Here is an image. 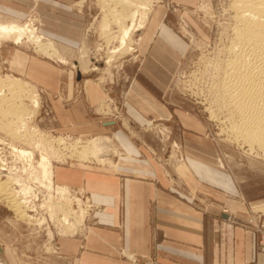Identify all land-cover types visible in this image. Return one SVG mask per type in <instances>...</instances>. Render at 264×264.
Returning a JSON list of instances; mask_svg holds the SVG:
<instances>
[{
  "label": "crops",
  "instance_id": "crops-1",
  "mask_svg": "<svg viewBox=\"0 0 264 264\" xmlns=\"http://www.w3.org/2000/svg\"><path fill=\"white\" fill-rule=\"evenodd\" d=\"M75 3L0 0V16L11 15L5 7L21 17L37 7L44 33L78 44V35L71 33L81 31L83 14L74 11ZM165 13L164 6L158 7L147 35H140L142 61L123 109L126 119L140 126L178 117L183 160L173 166L171 176L166 145L137 143L122 127L115 128L118 122L97 113L104 93L96 83L86 82L81 90L55 65L32 56L25 62L20 75L44 95L55 133L84 140L109 135L119 156L110 159L109 154L108 163L74 159L55 164V184L83 190L94 205L84 233L58 238L52 246L58 251L46 253L41 238L25 234L28 228L21 226L20 241L9 248L12 264H260L254 234L245 225L249 200L220 164L204 124L186 112L167 109L168 52L185 48L161 24L159 16Z\"/></svg>",
  "mask_w": 264,
  "mask_h": 264
},
{
  "label": "rangeland",
  "instance_id": "rangeland-1",
  "mask_svg": "<svg viewBox=\"0 0 264 264\" xmlns=\"http://www.w3.org/2000/svg\"><path fill=\"white\" fill-rule=\"evenodd\" d=\"M77 1L79 3H75L73 9L83 14L81 31L75 34L72 32L71 34L78 35V44H68L44 33L37 7L31 8L24 17L14 16L13 11L5 7V10L11 15L3 13L8 18L0 16V22H17L24 26H30L29 28H34L35 31L37 30L36 33L38 35L44 37V41H49L59 50L67 62L62 64L56 58L43 55L33 43L25 38L21 44H17L14 41H3L0 43V77L12 76L27 81L20 75V71L23 69L27 59L32 56L62 69L65 75L69 78L71 77L77 83V88L81 90H84L86 82L96 83L104 93L103 103L99 107L101 109L100 111L97 110V113L111 121L118 122L115 128L122 127L129 138L137 143L158 145L161 148L166 145L167 175L171 176L173 166L183 160L180 147L182 127L178 117L172 114L171 117L167 116V120H151L148 124L140 126L130 123L126 119L123 109L133 77L137 74V67L142 61V57L139 56L138 40L140 35H147L150 20L144 29L133 35L130 45L121 48L118 39L120 35L119 25L112 22L108 27V33L102 29L103 22L111 19L103 1ZM143 1L152 7L149 19L155 15L154 12L158 7L164 6L166 8V13L162 14L163 17L159 16L162 20L161 24H164L185 48L183 51L172 48L168 52L171 61L169 65L167 64V76L169 79L167 82V109L170 112L174 109L186 112L204 124L208 140L218 150L220 164L232 176L238 192L249 200L250 216L245 225L254 234L255 255L259 257L257 251L258 232L262 223H264V154L258 147L252 149L248 144L239 141L232 134L230 113L216 91L218 71L220 72L219 69L226 60L225 51L231 46V41L234 38V32H232L235 24L233 1L193 0L190 3L177 2L176 0ZM110 7L117 9L120 13L122 12L123 21L125 20L124 22L128 25L130 24L128 16L130 17V14L135 9L130 7L122 8L120 5H112ZM124 16L127 17L125 18ZM12 18H18L20 21H14ZM77 20L79 19L77 18ZM156 32L157 34L155 33V35H159L158 29ZM167 47L171 48V46ZM119 49L120 51L111 54L112 51ZM33 87L38 95L39 107H33L30 105L29 98L23 97V104L25 107L27 106L26 108L29 111V114L26 115L28 119L26 118L27 127L24 134L30 137V143L24 144L15 140L0 129V143L7 145L10 148V154L14 157V160H12L9 150L0 149V157L2 158L0 161L3 163L1 167L7 168V171L11 173V176L6 179L0 177V183L6 181L10 183V181H13L11 178L16 180L19 179L17 178L19 176H23L21 178L24 179H42L40 168L37 165V162L41 159V150H43L46 157L53 161L54 166L58 163L76 159L75 157H72V159L67 156L55 158L58 157L56 156L57 153H55L58 146L50 144L52 138L69 143L81 138L55 133L52 115L45 97L34 85ZM150 90L158 92L154 88ZM107 137L111 140L108 146L110 159L118 157L117 142L109 135ZM39 138L46 139V144L48 145L36 148L34 143ZM13 147L32 153L34 161L32 163L29 162L30 167L27 166L28 163L25 160L17 159L18 157L12 151ZM44 148L47 149L45 150ZM60 151L64 153L63 150ZM90 160L96 161L95 159ZM108 161L105 160L104 163H108ZM12 163L13 165L9 166ZM41 184L48 191L50 190V185H58L54 181L49 184L46 180ZM66 188H69L71 193L75 191L70 187L66 186ZM72 207L77 211L76 217L80 219L79 222H82L86 209L85 211H78L75 204ZM249 219L252 220V224L248 223ZM27 223V221L19 218L4 200L0 199V264H12L9 261V248L20 241L21 226L23 229L28 228L25 234L34 238L37 236L39 239L41 238L45 247L50 246L45 249L46 253L58 251V248L51 247L53 244L56 245L58 238H62L59 237L56 231L58 224L55 222L44 223V227L47 226L44 228L43 225L40 227ZM60 232L59 234H61ZM64 233H67V231L64 230ZM70 233L72 231L64 237L67 238Z\"/></svg>",
  "mask_w": 264,
  "mask_h": 264
},
{
  "label": "bare ground",
  "instance_id": "bare-ground-1",
  "mask_svg": "<svg viewBox=\"0 0 264 264\" xmlns=\"http://www.w3.org/2000/svg\"><path fill=\"white\" fill-rule=\"evenodd\" d=\"M102 1L111 16V19L103 22V31L108 33V27L112 22L118 24L120 27L118 39L121 48L127 47L132 42L133 35L144 29L149 22L152 7L143 0ZM232 1V7L235 11V24L232 29L234 38L231 41V46L225 51L226 60L219 69L220 72L218 71L216 91L230 113L232 134L252 149L258 147L264 154V0ZM112 5L135 9L130 17L128 16L130 18L129 25L124 22L125 20L123 21L122 12L112 9L110 7ZM29 27L17 22H0V43L14 41L21 44L25 38L33 43L43 55L56 58L62 64L67 62L52 43L44 41V37L36 33L37 30L35 31L34 28ZM118 51L120 49L112 51L111 54ZM36 93L33 85L27 81L12 76L0 77V129L11 138L24 144L30 143L31 140L30 137L24 134L27 127L26 115L29 114V111L26 108L27 106L25 107L23 104V97L29 98L30 105L37 107L38 95ZM22 132L23 134H21ZM110 141L108 137H96L85 140L79 139L69 143L52 138L50 144L58 146L55 151L58 157L54 156L55 158L67 156L75 157L79 161L95 159L99 163H104L105 160L109 159L110 150L108 146ZM46 143V139L39 138L34 144L36 148H42L48 145ZM8 149L10 154V148L8 147ZM60 150H63L64 153ZM12 151L18 157L17 159L25 160L28 167H30L29 162L34 161L30 152L27 153L15 147ZM66 152L67 154H65ZM41 153V159L37 162V165L40 168L41 178L50 184L54 181V163L45 156L43 150H41ZM10 156L14 160L13 155L10 154ZM0 159L2 158L0 157ZM2 165L3 163L0 161V177L6 179L11 176V173L7 171V168L1 167ZM12 165L13 163L9 164V166ZM3 170L6 172L5 174L2 172ZM21 177L23 176L17 177L19 179L16 180L11 178L13 181H10V183L7 181L0 183V199L4 200L19 218L40 227L44 223L55 222L58 224V233L61 231V237H64L70 231L72 233L67 237L73 236L77 228L84 225L87 213L85 212L82 222H79L80 219L76 217L77 211L72 207L75 204L78 211L87 210L85 202L74 196L75 194L85 195L83 190L74 189L75 191L71 193L66 186L50 185L48 191L41 184L44 183V180ZM36 200L39 202L36 203ZM29 211L34 213L31 215L28 213ZM64 230L67 233H64Z\"/></svg>",
  "mask_w": 264,
  "mask_h": 264
},
{
  "label": "built area",
  "instance_id": "built-area-1",
  "mask_svg": "<svg viewBox=\"0 0 264 264\" xmlns=\"http://www.w3.org/2000/svg\"><path fill=\"white\" fill-rule=\"evenodd\" d=\"M0 149L5 150V151L9 150L8 147L6 145L2 144V143H0ZM2 172L4 173L5 171L3 170ZM75 196L79 197L80 199H82L83 202H85V204L87 205V210H86L87 214H86V219L84 221V225L79 226L77 228V231L71 237L80 236V235H82L84 233L87 221H88V219L90 217V214H91L92 210L94 209V205L90 202V200L88 199L87 195L75 194ZM38 202L39 201L36 200V203H38ZM28 213L33 214L34 212L29 211ZM251 222H252V220L249 219L248 223L252 224ZM58 235H59V237H61V235L59 233H58ZM257 246H258L257 247L258 256L261 259V263L260 264H264V223H262V225H261V227L259 229V232H258V245Z\"/></svg>",
  "mask_w": 264,
  "mask_h": 264
}]
</instances>
